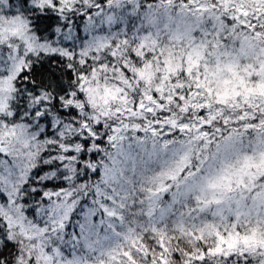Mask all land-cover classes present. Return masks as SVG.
<instances>
[{
  "label": "snow or ice",
  "instance_id": "snow-or-ice-1",
  "mask_svg": "<svg viewBox=\"0 0 264 264\" xmlns=\"http://www.w3.org/2000/svg\"><path fill=\"white\" fill-rule=\"evenodd\" d=\"M0 264H264V0H0Z\"/></svg>",
  "mask_w": 264,
  "mask_h": 264
}]
</instances>
